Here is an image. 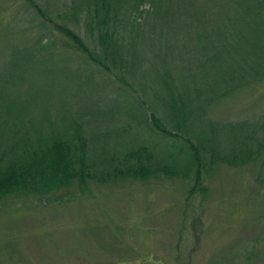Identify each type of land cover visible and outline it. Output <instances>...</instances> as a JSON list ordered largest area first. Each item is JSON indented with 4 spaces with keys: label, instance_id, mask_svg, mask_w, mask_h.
I'll return each mask as SVG.
<instances>
[{
    "label": "rangeland",
    "instance_id": "1",
    "mask_svg": "<svg viewBox=\"0 0 264 264\" xmlns=\"http://www.w3.org/2000/svg\"><path fill=\"white\" fill-rule=\"evenodd\" d=\"M35 1L53 19L39 16L22 0H0V77L6 74L4 67L8 69L12 44L38 46L15 69L21 76L17 85L0 81V92L7 86L6 92L29 101L27 111L33 118L46 123L79 118L89 146L103 140L108 157L126 147L147 145L164 162L170 146L180 140L162 136L148 120L147 114L154 111L171 129L165 107L157 103L155 86L151 88L147 78L159 68L160 57L171 58L161 54L155 60L163 47L155 38L177 45L180 42L170 37L184 31L176 23L169 27L162 21L153 27L146 23L141 28L144 40H131L129 27L117 23L120 40L112 59L103 58L110 70L105 71L71 46L53 29V22L72 29L102 57L95 23L103 20L102 2L118 9L117 22H122L131 12V1ZM147 5L143 2L139 9ZM107 19L114 25L113 16ZM121 57L128 60L126 64L119 62ZM141 81L146 83L145 92L138 86ZM137 92L149 104L143 121L134 119L138 110L126 102ZM263 116L264 75L250 78L204 107L202 120L192 129L200 137L184 135L194 143L209 137L211 145L214 139L221 151L228 152L234 140L223 132H210L211 123L255 122ZM211 169L203 175L204 192H191L192 168L187 175L88 180L43 196L2 198L0 264H264V164L218 161Z\"/></svg>",
    "mask_w": 264,
    "mask_h": 264
},
{
    "label": "trees",
    "instance_id": "2",
    "mask_svg": "<svg viewBox=\"0 0 264 264\" xmlns=\"http://www.w3.org/2000/svg\"><path fill=\"white\" fill-rule=\"evenodd\" d=\"M130 1L131 12L128 16L126 14V19H121L122 22H117L118 9L115 10L108 1L102 2L103 20L95 21L100 28L96 42L102 50V57L63 23L54 21L52 27L64 35L71 46L76 45L91 62L110 71L103 58L112 59L120 35L115 29L117 23L129 27L127 35L131 40H144L146 35L141 33V28L146 23L152 27L160 21L168 27L176 23L184 33H176L177 36L170 37V40L175 39L180 44L170 46L168 42L165 45L155 38L163 45L154 56L155 60L161 54L171 58L160 57L159 68L154 76L147 78L151 88L155 86L152 89L157 103L165 107L166 122L171 129L154 111L147 115L159 134L180 141L170 146L164 162L147 145L126 147L108 157L106 151L103 152V140L89 146L79 118L62 119L53 124L33 118L27 111L29 101L5 89L8 85H17L21 76L15 69L23 66L21 60L32 57L38 46L26 48L12 44L10 52L13 55L8 59V69L4 67L6 74L0 77V81L7 83L0 92V199L9 195L43 196L69 188L74 183L82 185L88 180L102 183L126 176L145 178L152 173L187 175L192 168L195 177L191 192H204L203 175L218 161L238 165L259 160L261 165L264 164V116L255 122H212L210 132H223L234 140V146L228 147V152L221 151L214 139L211 145L209 137L200 138L198 143L189 137L191 133L201 136L194 133L193 125L202 120L204 107L210 102L232 92L250 78L264 75V0ZM146 1L147 7L139 9ZM22 2L39 16H45L35 0ZM73 9L76 7L70 8V13ZM174 10L178 13L175 14ZM98 11L95 8V12ZM109 15L113 16L114 25L108 23ZM149 18L154 20L149 22ZM166 31L171 33L168 28ZM127 61L122 57L119 60L122 65ZM145 85L144 81L138 84L144 92ZM126 102L138 110L134 119L143 121L148 118L144 110L149 104L140 92L128 96ZM186 132L189 136L184 135Z\"/></svg>",
    "mask_w": 264,
    "mask_h": 264
}]
</instances>
